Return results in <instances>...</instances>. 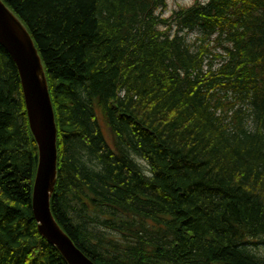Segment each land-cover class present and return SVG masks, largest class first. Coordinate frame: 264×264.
Here are the masks:
<instances>
[{"label":"trees","instance_id":"1","mask_svg":"<svg viewBox=\"0 0 264 264\" xmlns=\"http://www.w3.org/2000/svg\"><path fill=\"white\" fill-rule=\"evenodd\" d=\"M2 1L44 68L50 209L74 244L95 264H264V0ZM36 166L0 45V264H67L33 218Z\"/></svg>","mask_w":264,"mask_h":264},{"label":"water","instance_id":"2","mask_svg":"<svg viewBox=\"0 0 264 264\" xmlns=\"http://www.w3.org/2000/svg\"><path fill=\"white\" fill-rule=\"evenodd\" d=\"M0 45L13 60L20 79L29 129L37 146L31 208L39 234L67 264H95L61 229L50 210L56 182V124L44 68L32 38L19 18L0 0Z\"/></svg>","mask_w":264,"mask_h":264},{"label":"rangeland","instance_id":"3","mask_svg":"<svg viewBox=\"0 0 264 264\" xmlns=\"http://www.w3.org/2000/svg\"><path fill=\"white\" fill-rule=\"evenodd\" d=\"M194 0H166V9L164 11L165 15H169L171 13L172 10L178 8L179 6H188L190 5ZM194 33H190V37L193 36ZM102 130L105 133V137L108 140V142L111 144V138L109 136V134L107 133V129L104 126V124H102ZM135 160L138 161L140 160L138 157H135ZM140 162V161H139ZM252 240H256V239H252ZM259 244H256V247ZM249 246V245H248ZM251 247V246H249Z\"/></svg>","mask_w":264,"mask_h":264},{"label":"bare ground","instance_id":"4","mask_svg":"<svg viewBox=\"0 0 264 264\" xmlns=\"http://www.w3.org/2000/svg\"><path fill=\"white\" fill-rule=\"evenodd\" d=\"M7 6V5H6ZM9 8V7H8ZM10 9V8H9ZM12 11V10H11ZM13 12V11H12ZM14 13V12H13ZM20 20V19H19ZM21 21V20H20ZM23 24V23H22ZM25 27V26H24ZM26 28V27H25ZM27 30V29H26ZM27 32H28V30H27ZM29 33V32H28ZM29 35H30V33H29ZM30 37H31V35H30ZM32 38V37H31ZM33 40V39H32ZM38 52V51H37ZM41 59V58H40ZM46 76V75H45ZM52 103V102H51ZM54 112V111H53ZM54 119H55V117H54ZM56 124V123H55ZM56 136H57V130H56ZM56 150H57V144H56ZM56 176H57V151H56ZM54 191V190H53ZM53 193V192H52ZM52 195V194H51ZM50 198H51V196H50ZM51 210V209H50ZM53 215V214H52ZM54 217V216H53ZM55 219V218H54ZM56 220V219H55ZM59 225V224H58ZM61 227V226H60ZM61 229L63 230V228L61 227ZM65 232V231H64ZM66 233V232H65ZM67 234V233H66ZM68 235V234H67ZM74 243V242H73ZM54 246V245H53ZM77 247V246H76ZM78 248V247H77ZM88 257V256H87ZM89 258V257H88ZM90 259V258H89ZM91 260V259H90Z\"/></svg>","mask_w":264,"mask_h":264}]
</instances>
